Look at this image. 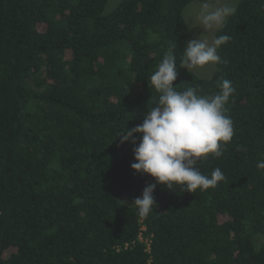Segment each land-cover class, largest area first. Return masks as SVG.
Returning a JSON list of instances; mask_svg holds the SVG:
<instances>
[{
    "label": "trees",
    "instance_id": "trees-1",
    "mask_svg": "<svg viewBox=\"0 0 264 264\" xmlns=\"http://www.w3.org/2000/svg\"><path fill=\"white\" fill-rule=\"evenodd\" d=\"M197 1L0 0V264H264V0H226L210 76L177 66V91L235 89L232 140L197 165L225 179L157 185L143 218L123 201L155 181L119 137L156 105L148 78L179 63Z\"/></svg>",
    "mask_w": 264,
    "mask_h": 264
},
{
    "label": "clouds",
    "instance_id": "clouds-1",
    "mask_svg": "<svg viewBox=\"0 0 264 264\" xmlns=\"http://www.w3.org/2000/svg\"><path fill=\"white\" fill-rule=\"evenodd\" d=\"M235 11L226 0H203L194 17L202 33L185 43L179 63L171 50L166 53L148 78L150 89L158 93L156 105L148 107L141 124L128 128L119 137L121 144L134 145L135 162L131 169L155 181L146 185L142 195L131 205L139 217L148 216L153 205H157L154 197L157 185L171 191L177 185L184 192L195 193L198 189L205 191L215 187L225 179L220 168L205 175L197 165L210 154L220 157L223 146L232 140L233 121L226 115L225 107L235 92L232 82L222 79L217 82V93L204 96L198 94V85L177 91L174 81L177 66L191 74L209 64L225 62L218 55V49L231 37L214 34ZM257 167L264 169V161Z\"/></svg>",
    "mask_w": 264,
    "mask_h": 264
},
{
    "label": "rangeland",
    "instance_id": "rangeland-1",
    "mask_svg": "<svg viewBox=\"0 0 264 264\" xmlns=\"http://www.w3.org/2000/svg\"><path fill=\"white\" fill-rule=\"evenodd\" d=\"M121 0H109L108 6H107V12L111 9H113ZM231 6H235L234 1H226ZM203 0L197 1L195 4H193L186 12V17L189 20L190 24L192 25V39H195L197 36H199L202 33V29L198 28V25L195 23L194 17L196 12L200 9L202 6ZM215 64H209L203 69H197L196 71L202 76V77H208L212 74L214 70ZM202 73V74H201ZM134 195H127L123 198V201L127 204H132L134 201Z\"/></svg>",
    "mask_w": 264,
    "mask_h": 264
}]
</instances>
